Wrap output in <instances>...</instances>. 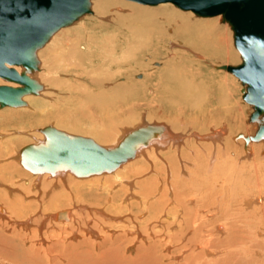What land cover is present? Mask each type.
I'll use <instances>...</instances> for the list:
<instances>
[{
	"label": "bare ground",
	"instance_id": "bare-ground-1",
	"mask_svg": "<svg viewBox=\"0 0 264 264\" xmlns=\"http://www.w3.org/2000/svg\"><path fill=\"white\" fill-rule=\"evenodd\" d=\"M123 5L126 6L127 4L125 5L119 2V0H91V9L92 11L93 8L94 10L96 9L97 16H102L108 13L112 6L118 7ZM131 10L132 15L125 21H123V15L118 13V18L112 25L105 24L101 21L91 22L89 20L90 22L87 21L78 27L75 30L76 32L73 31L75 32V36L73 35L74 37L71 41L69 40L71 42V47L70 49L68 47L69 51L67 49L68 53L66 58L71 60L69 61L71 62L70 64L75 68L77 75L83 80H80L76 84L73 82V85L68 88L69 92L71 91L69 97L66 98L63 105L57 110L43 109L44 107L34 108L35 106H32L34 110L33 112H29L28 109L25 111H14L13 109V111L10 110L9 112L6 111L5 113H1L0 115L5 118H16V122L17 118H24V120H21L16 125H9V127L19 126L20 128H27L32 124L36 125L43 121L55 120L59 126L65 125L73 131L93 134L99 137V140L109 141V139H112L116 133L117 126L127 122L123 117L125 115L129 116L127 119L133 117V114H130L132 111L126 107V104L130 101L131 94L136 92L134 91L136 85L131 83L129 86L126 85L127 87L124 86L128 94L124 91L125 89L123 90L120 88L123 93L120 92V89L117 88L119 86L111 87L110 91H106L104 88V83L107 81L106 76V80H104L105 72L117 66H124L126 61L128 62V59L133 57L138 51L152 48L154 46L152 41L156 42L154 37L157 38L158 42L159 40L165 41L167 38H175L184 41L193 46L198 52L205 53L207 55L205 56L206 60H210L211 63H216V60H225L227 62L235 60V54L231 49L228 50L225 48L226 46L223 47L228 44L225 36L226 33H224L223 37L219 35V28L217 29V26L215 25V23L217 24V21H196L187 16L186 13V15H182L180 12L178 13L167 7H161L159 10L154 11H149V8L147 10L142 7H132ZM155 13H161L164 21L156 22L157 18ZM165 23H167V25H165ZM125 25L129 26V31L128 35L123 36V38H119V36L115 34L116 32H111L113 27L120 28ZM89 27L93 28V30L87 31L86 29ZM50 40L48 41L49 43ZM231 47L234 46L231 45ZM47 49L50 48H46V50ZM62 52V54H64V50H62ZM117 52L123 54V57L117 56ZM58 53H60V51ZM58 53L54 52V54ZM155 53L157 54L158 52L155 51ZM60 55H54V58H60ZM46 57L47 55H45L44 62ZM62 58L64 59L65 57ZM63 61L65 62L66 60H62V62ZM55 62L56 61L53 63L55 64ZM57 62L61 63L60 61ZM59 63L57 64L59 65ZM136 63L137 66L140 67V63ZM54 64H51V66L54 67L53 70H56L57 68ZM159 64V62L156 63V65ZM61 65L62 63L60 66ZM227 65H232V63L222 64L220 69L225 70L224 66ZM42 66H38L39 71ZM16 68L19 71L22 70V67L16 66ZM49 68L50 67H48V69ZM211 70V75H214L216 71H218L216 69ZM190 71L187 59H185L183 55H175V57L173 55V58L170 59L166 69L158 71L155 74L156 77H163L164 79L163 83V80L160 82L162 84L160 85L159 92L165 96L168 94L169 87H171L170 92L174 100L173 102L175 103L170 100L173 104L168 105L167 108H164L162 111H160V109L158 112L153 111L152 113L154 115L171 116L169 118L173 120H171V123L174 122V125L172 124V126H174L175 129L179 128L182 119L181 116H183L182 112L184 107L180 105L182 101L191 102L188 108H190L191 111L199 109L204 117L203 119H207L206 116H212L211 118H213L214 121H217L219 117H222L216 115L215 117L213 113L212 115L207 110L203 109L205 106L215 105L217 102L220 103L221 100L210 86L207 85L205 88L200 87L201 83L195 81L197 78L189 76L192 74ZM35 72L36 70L31 73V76L41 82L42 80L38 78L39 76H37ZM205 73H207L208 76L210 74L206 71ZM1 79L3 81H1ZM1 79L0 85H17L4 80L3 78ZM45 79L47 80V78ZM171 84L178 87L172 89ZM220 85L218 86L221 88L228 87L227 83L224 87L223 84ZM243 85L246 86L245 84ZM61 86L60 90H63L64 88L62 87L63 89H61ZM67 87H69V85H67ZM43 88L42 85L41 89ZM224 102L222 101V105ZM28 112L30 115H28ZM228 112L229 111H227V113ZM189 115L194 114L190 113ZM183 117H185V115ZM198 117L200 118L201 115H198ZM10 122L8 123L10 124ZM199 122L193 121L196 125H200ZM240 122L242 123L241 120ZM186 123L189 124L188 121ZM153 124L163 125L165 127L163 139L155 141L148 147L141 149L134 159L121 165L115 171L91 175L88 177L92 179L87 180H84L83 178L88 177H79L82 178V180L78 178L79 181H74L70 176L73 173L69 171L57 175L50 174V176L56 178L49 179L52 183L51 188L44 190L45 194L43 195V202L38 208L44 211L49 206L59 208L61 204L68 203V200H66V194H69L70 192L73 196V203L75 204V202L77 203L78 201V203L80 202L82 204L85 202V199H81L83 198L82 190L85 189V195L89 193L92 194V192L95 191V197L93 198H96V202L87 201L85 203H88V205L92 203L98 205L101 204L97 206L100 209L95 208L92 210L91 207L86 204L82 207L76 205L78 207L76 210L73 208H62V210H58L51 216V219H53L55 223L62 224L61 222H63V226L58 233L54 234V232H51L52 234H46V239L43 237L40 238L38 233L42 229V226H38L36 225L37 223H35L36 226L33 228L31 227L32 229L29 233L31 232L32 236L38 234V237L40 238L39 243L30 242V244H27L23 241L22 237V241L21 238L18 240V236H21L20 233L24 230H22V228L20 231L17 229V226L21 227V225H24L29 227V225L27 221H16L17 224L14 225L13 233H0V258L16 261L19 264H254L257 263L258 260H264V177H260L257 174L258 171H263L262 168H264L263 160L261 161L258 156L262 154V157L264 158V146L261 147L260 145H255L254 142L256 141L253 140L249 143L244 141V145L242 146L248 145L246 146V149L249 152L248 158L252 156V161H250L251 164H248L246 163L247 161H239L240 158L233 159L232 155L236 153L233 154L232 151H230V147L225 149L226 151H223L222 148H220L221 150H217V148L221 146L217 145V142H215L217 141V136H219L218 139H220L221 134L219 133L215 132V134L211 136L213 139V143H211L213 148L208 155L207 148L204 149L206 151H202L200 150V147H197L200 148L197 149L194 145H191L189 146V151H187L183 146H177L179 138L175 136L169 126L167 127L165 124L158 123ZM144 125H148V123L141 126ZM4 126L5 125L0 126V129L4 128ZM41 129L40 132L43 133ZM223 129L225 132L226 128L224 127ZM223 129H219V131L222 132ZM131 131L132 130H126L118 138L117 142L111 146H116L122 138ZM0 137L4 138L5 136L0 134ZM44 137L43 134V138L38 141L43 140ZM240 137L245 139V136L242 133L240 134ZM94 140L96 141L97 139L94 138ZM226 141L230 142L229 139ZM171 142L173 143L171 144ZM168 144H170V147L175 144V151L170 149L163 153L165 155L163 158H165L167 164V166H165V176L163 173L164 171L159 170L157 167V154L162 153V150H164V147ZM103 146H107V144H103ZM208 146L206 145V147ZM216 146L218 147L216 148ZM21 149L16 155L20 164ZM208 149H211L210 146ZM251 149L253 150L251 151ZM260 149L261 153L259 152ZM3 150V148H0V158L4 155ZM143 154L149 157H154L153 165L156 168L154 170L156 175L141 177L148 171L149 165L142 158L137 161L134 160L139 156L141 157ZM239 155L243 156L238 153V156ZM179 158L183 159V166L181 169L179 168L180 165L178 166L177 164ZM185 160H187V165H185ZM13 166V163H10V161L0 165V183L6 181V172H8V170L10 171ZM114 173L117 181L110 178L111 176H109L108 179H105L106 176ZM34 175L37 177H46L49 173ZM98 176H103L104 178L102 181L104 182L95 178ZM44 181L46 182L47 180ZM67 181L71 182V187L69 186L70 192L65 189V186L67 187ZM8 188L12 190V188ZM11 192L13 191H10V193ZM7 193L0 190V229H3V231L9 230L8 225L5 227L6 224H8V222L5 221L6 219H14V217L23 218V216L26 215V211L34 209V204L23 199L24 197L20 198L17 195L9 196ZM105 195L106 202L103 199ZM6 205L9 209L8 216L4 214L6 212L4 206L6 207ZM135 208H140L142 211L147 212V214L142 213L138 215V218H140L141 221H139V219H131L129 216H124V224H121V226L119 225V221H115V219L120 220V216L123 213L128 212L129 214H132ZM104 209L107 212H105ZM42 210L41 212L43 213L44 211ZM91 210L94 212H91ZM34 212L36 213L37 209H34ZM39 218L41 219L42 217ZM11 225L13 227V224ZM114 228H120V230L117 231L114 230ZM29 233H26L27 237L30 235ZM27 237H24V240ZM48 237L49 239H55L49 241ZM26 241H28V239H26ZM132 244L135 245L133 247H136V252L134 251V254L126 255L130 254L132 251L129 250L130 252L127 253V247L130 245L132 246ZM217 249H219L218 255H220V258L213 259L216 254L215 250ZM181 253H183L182 257L178 258ZM171 258L176 259L175 262L170 261ZM0 264L7 263H1L0 261Z\"/></svg>",
	"mask_w": 264,
	"mask_h": 264
},
{
	"label": "rangeland",
	"instance_id": "rangeland-1",
	"mask_svg": "<svg viewBox=\"0 0 264 264\" xmlns=\"http://www.w3.org/2000/svg\"><path fill=\"white\" fill-rule=\"evenodd\" d=\"M116 1H118V0H116ZM119 2H121V3L125 4V5L127 4V5L126 6H124V5L123 6H118V7L117 6H112L110 8V11L108 13L102 15V16H97L96 9L94 10V8H93V11H91L90 13L82 16L80 19L75 21L74 22L75 24L73 23L74 25H70L68 27L62 28L57 33H55L51 37V40H50L51 44L48 42L46 45L43 46V48H40L38 50V52H37L38 59H39V65H41V66L43 65L44 67L42 66L40 71H39V69L36 70L35 74L37 76H39L38 78H40V80H42L40 83L43 85L44 88L39 90L38 94H27V95H25L23 99L26 101V104L23 105V106H19V107H9V106L1 107L0 106V114L3 113V112L5 113L6 111L9 112L10 110L13 111V109H14V111H17V110H21V111L24 110L25 111V110L28 109L29 112H31V111L33 112L34 111L33 110L34 106H35L34 108H43L44 107L43 109L47 108V109H51V110H57L58 108H60L63 105V102L66 100V98L69 97V95H70L71 91L69 92L68 88H70V86L73 85V82H75V84H76L80 80H83L82 78L79 77V75H77V73L75 71V68L70 64L71 62H69V61H71V60L66 58L67 57V53H68V51H69V49L71 47L70 46V43H71L70 41L75 36V32H76L75 30L78 27H80L83 23H86L89 20L91 22H95V21L99 22V21H101V22H103L105 24L112 25L114 23V21H116V19L118 18L119 14L123 15L122 16V17H124L123 21H125L129 16L132 15V10H131L132 7H142V8L147 9V10L149 8L150 9L149 11L159 10V8H161V7L162 8L163 7L164 8L167 7V8H171V9L177 11L178 13L180 12L182 15H184L186 13L187 16H189L191 19L196 20V21H207V20H210V21L212 20V21H215V22L217 21V24L215 23V25L217 26V29L219 28L218 29L219 35H221V37H223L224 33H226L225 36L227 38L228 44L224 45L223 47L226 46L225 47L226 49H228V50L231 49V51L235 54V60H231V61H228V62L225 61V60H218V61L216 60V63L215 62L211 63L210 60H206L205 56H207V55L205 53L200 52V51L198 52L197 50H195V48L193 46L185 43L184 41H181V40H178V39H175V38H171V39L167 38L165 41L164 40H159V42H158L157 38L154 37L155 38L154 40H156V42L152 41L154 43V46L152 48H150V49H142V50L138 51L133 57H130L128 59V62L126 61L124 66H122V67L117 66V67L111 68L110 70L105 72L107 74V75L106 74L104 75V80L107 79V81H105V83H104V88L106 89V91H110L111 87L119 86L117 88H119V89L121 88L123 90L125 89L124 91L126 92V88L125 87L129 86V84L133 83V84L136 85V89H134V91H136V92H133L134 94L133 93L131 94L132 95L131 99L126 104V107H128V109L132 111L130 114H133V117H130L131 119L130 118L127 119L129 116L125 115L123 117V119L125 121H127V122L117 126L116 133L114 134L112 139H109V141L108 140H105V141L103 140L102 141L101 139L99 140L98 139L99 137H97L96 135H93V134H87V133H84V132L73 131L72 129L66 127L65 125L59 126L56 123L55 120L43 121L44 123L43 122L39 123V124L37 123L36 125L35 124L33 125L31 123L32 125L27 127V128L26 127L25 128H20L19 126L18 127L17 126H10L9 127V125H16L21 120H24V118H17V122H16L15 121L16 118H12V117H10V118L6 117L5 118L2 115H0V126L5 125L4 128L0 129V134H3L5 136L4 138L0 137V148L4 149L3 150V154L4 155H3V157L0 158V165H3L4 163H7L9 161H10V163H13V165H14L13 168L10 171L8 170V172H6V175H5L6 181L0 183V184H2V185H0V190L1 191L3 190L4 193L8 192L7 194L9 196L10 195H17L20 198L24 197L23 199L33 203L34 204V209H37L36 213L34 212V209L30 210L31 214H30V211H26L25 212L26 215L23 216V218H17V217L15 218L14 217V219H12V218H10L9 220L6 219L5 221H7L8 224H6L5 227H7V225H8V229L9 230L8 231H6V230L3 231V229H0V233H4V232H6L8 234H10L11 232L13 233L14 225H16L17 222L27 221L29 227L21 225V227L17 226V229H19L21 231V229L23 228L22 230H24V231L28 230L27 232L29 233V231L34 226H36V225L42 226V229L40 230V232L38 234L40 235V238L43 237V238L46 239V234H52L53 232H54V234L58 233L60 231V228L63 226V222H61L62 224H58V223H55L53 221V219H51V216L53 214H55V212H57L58 210L59 211L62 210V208L63 209L73 208L74 210H76L78 208L77 206L80 205V207H82L83 205L84 206L86 204L88 205V203H85V202H87V201L91 202V201H95L96 200V198H93V197H95V195H94L95 191H93L92 194L89 193V194L85 195L86 194L85 193L86 190L83 189L82 190L83 191V194H82L83 198H81V199H83V200L85 199V202L82 203V204L79 202L80 203L79 204L78 201H77V203L75 202V204H74L73 201H72L73 196L71 195V192H70V189H69V186H70L71 182L67 181L66 182L67 187L65 186V189L68 192H70L69 194L68 193L66 194L67 195V197H66L67 199L66 200H68V203L61 204L62 206L60 205L59 208L58 207L54 208L52 206H49V207H47L45 209V211L40 209V208H38V207L41 206V204L43 202V195L45 194L44 190H48V189L51 188L52 183L50 182L49 179H53V178H56V177L50 176V174L48 176H46V177L45 176H38V177L35 176L34 174H32L27 169H25L19 163L18 159L16 158L17 157L16 155H17V152L21 148H23L24 146H26L28 144H31V143H35L39 139H42L43 138V133L40 132V129L44 128V127H46L48 125L56 126V127L60 128L61 130H65L67 132H71V133H74V134H80V135L87 136V137H90V138H93V139L95 138V139H97L96 141L98 143L100 142V144L102 143V145L103 144L104 145L107 144V146H111V145H113V144H115L117 142L118 138L126 130H134L136 127L141 126V125H143L145 123H148V124H153V123L165 124V125H167V127L169 126L170 130H172V132L175 134V136H177L179 138L177 146H179V147L183 146V148H185L187 151H189V148H190L189 146H191V145H194L196 148L200 147L201 149L200 148H197V149H200L202 151H206L204 149L207 148V154L208 155L210 154V151L213 148V145L211 144V143H213V139L211 138V136L214 135L215 132H216V133L221 134L220 135V139H218V137H219V136H217L218 134L216 135L217 136V141H215V142H217L216 143L217 145H221L219 147L216 146V148L218 147L217 150H221L220 148H222L223 151H226L225 149L230 147L231 150L230 149L229 150L232 151L233 154L236 153V154L232 155L233 159L240 158L239 161H245V162L247 161L246 163L251 164L250 161H252V156H250V158H248V156H249L248 153L249 152L246 149L247 148L246 146H248V145L245 144L246 146H242V145H244V141L246 142V139L241 138L240 134L242 133L246 137V136H249V135H253L255 133V130H256L255 124L250 121V115L253 112V107H252V105H250L249 103H247L243 99V96H244V93H245L244 91H246V86H244L242 84L240 79L238 77H236L234 74L228 72L227 70L220 69V66L222 64L224 65L226 63H232V65H237V64H240L241 61H242L241 53L239 52V50L235 46L234 38H233V31L230 28V26L228 24L221 23V21H220L221 18L220 17H200V19H199V16L194 14L192 11L181 10L178 7H176L175 5H173L172 3H163V4L156 5V6H150V5L139 4V3L132 2V1H129V0H119ZM155 16L157 18L156 22L157 21L158 22L164 21L163 15L161 13H155ZM165 25H167V23H165ZM225 26H226V28H225ZM86 30L87 31H91V30H93V28L89 27ZM169 30H171V29H169ZM73 31H75V32H73ZM128 31H129V26L128 25L122 26L120 28L119 27L118 28H114L113 27V29L111 30V32H113V33L116 32L115 34H117L119 36V38H123V36L128 35ZM68 36H69V38H68ZM54 41H55V43H54ZM229 43L232 46H234V47H231V45ZM55 44H57V45H55ZM60 45H62V46H60ZM64 47H66V48H64ZM68 47H69V49H68ZM46 48H50V49L46 50ZM67 49H68V51H67ZM226 49H224V50H226ZM62 50H64V54H62L63 53ZM43 51H46V52H43ZM57 51L58 52L60 51V53H58ZM155 51H157L158 53L156 54ZM54 52L58 53L59 55L61 54L60 58H58V57L54 58V55H58V54H54ZM49 53H50V55H49ZM45 55H47V57H46L47 61L45 59V62H48V63H45L43 61L44 58H45ZM52 55H53V57H52ZM116 55L120 56V57H123L122 56L123 54H119V52H117ZM173 55H174V57H175V55H177V56L183 55L185 57V59H187V63L189 65V70H191L190 73H192L189 76L197 78V80H195V81L201 83L200 87L205 88V86H207V85L210 86L213 89L214 93L220 98V100H221L220 103L217 102L215 105L205 106L203 108V109L207 110L209 113H211V114L213 113L214 116L215 115L216 116H222V117H219V119L217 121H214V119L211 118L212 116H210V117L206 116L207 119H203L204 117H203L202 113L199 111V109L191 111L190 108H188L190 106V104H191V102H189V101H182L180 103V105L184 107V108L182 107L183 108L182 114H183V116L185 115V117L181 116L182 119H184V120L181 119L179 128H177V129H175L174 126H172V124L174 125V122L171 123L173 121L172 119L169 118L171 116L154 115L152 113L153 111H157L158 112L160 109H161L160 111H162V110H164V108H167L168 105H171V104L175 103V102H173L174 100H173L172 94L170 92L171 91V87H169V91L167 92L168 94H166L165 96L162 95L159 92V88H160V85L164 82V79H163V77L161 78V77H156L155 76V74L158 71L166 69L170 59L173 58ZM62 57H65L66 59L65 58L63 59ZM127 58H128V56H127ZM168 58H170V59H168ZM54 59H56V60H54ZM62 60H66V61L62 62ZM54 61H56L55 64L53 63ZM57 61H60L62 63V65L60 66L61 63H59ZM133 62H135V63H133ZM136 62L140 63V67L137 66ZM158 62L160 64L156 65V63H158ZM43 63H45V64H43ZM57 63H59V65ZM65 63H68V64H65ZM51 64L52 65L53 64L56 65L57 69L56 68L55 69L57 71L53 70L54 67L51 66ZM131 64H132V66H131ZM134 64H135V66H134ZM216 66H218V67H216ZM48 67H50V68L48 69ZM214 67L218 71H216V73L214 75H211V73H212L211 69L215 70ZM59 68H61V69H59ZM127 68H128V70H127ZM91 69H92V67H91ZM53 71H55V72H53ZM205 71L209 72V73L211 72L209 74V76H208L207 73H205ZM40 72H42V73H40ZM193 73H195V74H193ZM41 74L43 75V77H42ZM53 74H54V76H53ZM70 75H71V78H70ZM47 76L49 77L50 81H49ZM105 76H106V79H105ZM45 78H47V80ZM61 79H65V80H61ZM68 80H71L72 82L68 81ZM1 81H3V80L1 79ZM43 81L45 82V85H44ZM46 81H48V82H46ZM63 81H64V85H63ZM161 81H162V83H160ZM59 82H61V83H59ZM209 82H210V84H209ZM226 83H227V86L230 89L228 87H226V88L224 87V85ZM51 84H54V85H51ZM220 84H223L224 88H221L222 86ZM229 84H231V85H229ZM67 85H69V87H67ZM171 85H172V89L175 88V87H178V86H176L174 84H171ZM218 85H220L221 87H219ZM60 86H61V89H63V88L64 89L60 90ZM121 89L119 91L123 93V91ZM64 90H66V91H64ZM56 95H58V96L60 95V96L58 97ZM62 95H64L65 97L62 96ZM188 99H190V98H188ZM170 100L173 103H171ZM224 100H225V102H224ZM222 101L224 102L223 105H222ZM40 105H43V106H40ZM44 105H46V106H44ZM216 111H218V112H216ZM227 111H229V112L227 113ZM29 112H28V115H30ZM219 112H220V114H219ZM232 112L234 113V117H233V113ZM190 113H193L194 115H189ZM226 113H227V115H226ZM198 115H201V117L199 118ZM223 118H224V120H223ZM10 120H11V122H10ZM219 120H221V121H219ZM240 120L242 121V123L240 122ZM145 121H147V122H145ZM187 121L189 122V124L186 123ZM193 121H195V122H199L200 121L199 122L200 125L194 124ZM8 122H10V124ZM224 127L226 128L225 132H224V129H223ZM219 129H223V131L220 132ZM229 133H230V135H229ZM221 136H222V138H221ZM230 138H231V140H230ZM225 139L226 140L229 139L230 142L226 141ZM12 141H15V142H12ZM261 141L262 142L256 141V142H254V144L255 145H260L261 147H263L264 146V140H261ZM10 143H13V144H10ZM172 143L173 142H171V144ZM174 145H171V147H170V144H168L166 147H164V150H162V153H158L157 154V159H158L157 167L159 168V170L164 171L163 172L164 175L166 173L165 166H167V164H166L165 158H163V157H165V155L163 153L167 152L170 149L175 151V146ZM206 145L207 146L209 145L211 149L209 150L208 149L209 146L206 147ZM261 149L259 150L260 153H261ZM252 150L253 149H251V151ZM238 153L243 155V156H240V155L238 156ZM260 155H258L259 159H261V161L263 160L262 162L264 163V158L262 157L263 155L262 154H260ZM140 158L144 159V161L149 165L148 166V171L145 172V174L143 176H141V177H147V176H150V175H156V173L154 171L156 168L153 165L154 164L153 163L154 157H149V156L143 154L141 157L140 156L137 157L134 161H137ZM155 158H156V156H155ZM5 159H8V160H5ZM186 161L187 160H185V165H187ZM177 164H178V166L180 165L179 168L181 169V167L183 166V159L179 158L178 161H177ZM121 169H123V168H121ZM262 170L264 171V168H262ZM118 171H120V170H118ZM263 171L260 170V171H258L257 174L260 177H264V172ZM114 175H115V173L114 174H110V175L106 176L105 179H108L109 176H111L110 178H112V179L117 181V179H115L116 176H114ZM70 176L74 179V181H79L78 180L79 177H77V176H75L73 174H71ZM95 178L97 180L101 181V182H104V181H102L103 178H104L103 176H98V177H95ZM79 179L82 180V178H79ZM83 179L87 180V179H92V178L88 177V178H83ZM44 180H47V181L45 182ZM13 183H15V184H13ZM168 186H169V184H168ZM8 187L12 188V190L9 189ZM24 187H26V188H24ZM10 191H13V192L10 193ZM92 195H94V196H92ZM68 197H69V199H68ZM103 199L105 200V202L107 201L106 200V195H105V197ZM136 200H134V201H136ZM137 201H139V200H137ZM65 202H67V201H65ZM99 205H101V204H99ZM99 205L92 203V204H89L88 206L91 207L92 210H94L95 208L96 209H100L99 207H97ZM4 208L6 209V212H7V213L5 212L4 214L7 215L9 213L8 206L6 205V207L4 206ZM139 209L140 208H135L132 214H129L128 212L123 213L122 215L118 214V215H121L120 216L121 218H120V220H116L115 219V221L116 222L119 221V225L120 226H121V224L122 225L124 224V219H125V217H128V216L131 219H139V221H141V219L138 218V215H140L142 213L147 214V212L146 211H142L141 209L139 210ZM41 210L44 211V212L42 213ZM92 210H91V212H94ZM104 211H105V209H104ZM105 212H107V211H105ZM39 217H42L41 218L42 220ZM91 217H93V216H91ZM10 220H11V222H10ZM39 220H40V222H39ZM29 221H31V222H29ZM64 221H66V220H64ZM9 222L11 224H13V227H12V225ZM35 223H37V224L35 225ZM111 229H113V228H111ZM114 230L119 231L120 228L119 229L118 228H116V229L114 228ZM24 231H22L23 234L20 233L21 236H18V240H20L19 238L22 237L23 241H25V243H27V244H30V242L39 243L40 238L38 237L39 236L38 234L36 236H32V234L30 232L29 233L30 235H28V237H27V234H26L27 232L25 231V234H24ZM47 231H48V233H47ZM41 232H42V234H41ZM22 235L24 237H27L26 239H28V241H26V239L24 240V237ZM22 238H21V241H22ZM48 239H49V237H48ZM54 239L55 238H50L49 241H53ZM32 240H34V241H32ZM133 246H135V245L132 244V246L130 245L129 247H127V253L130 252L131 250L132 251L130 252V254H126V255H131V254H134L136 252V250H135L136 247H133ZM218 251H219V249L215 250L216 254L214 255V258L212 257L213 259H216V258L219 259L220 258L219 257L220 255H218V253H219ZM182 254L183 253H181V255H179L178 258H181ZM175 260L176 259L171 258L170 261H172V262L174 261L175 262ZM0 261H1V263L6 262L7 264H15V262H16V261H12V260H4L2 258H0ZM258 262H260V263H258ZM16 264H19V263L16 262ZM254 264H264V260H262V259L258 260L257 263H254Z\"/></svg>",
	"mask_w": 264,
	"mask_h": 264
},
{
	"label": "water",
	"instance_id": "water-1",
	"mask_svg": "<svg viewBox=\"0 0 264 264\" xmlns=\"http://www.w3.org/2000/svg\"><path fill=\"white\" fill-rule=\"evenodd\" d=\"M156 6L172 3L200 17H221L233 31L242 61L224 69L246 85L244 100L253 106L255 133L246 142L264 140V0H129ZM91 0H0V77L17 84L0 85V106H22L26 94H38L42 84L31 76L38 69L37 50L60 28L90 13ZM16 66L22 67L17 70ZM44 139L24 146L21 164L34 174L71 172L78 177L112 172L138 152L163 139V125L148 124L126 134L116 146L71 134L54 126Z\"/></svg>",
	"mask_w": 264,
	"mask_h": 264
}]
</instances>
